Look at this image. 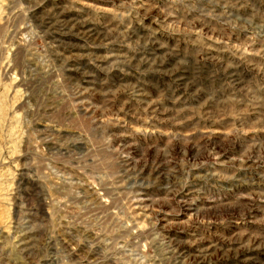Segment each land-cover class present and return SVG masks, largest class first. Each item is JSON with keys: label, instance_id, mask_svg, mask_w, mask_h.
Here are the masks:
<instances>
[{"label": "rangeland", "instance_id": "1", "mask_svg": "<svg viewBox=\"0 0 264 264\" xmlns=\"http://www.w3.org/2000/svg\"><path fill=\"white\" fill-rule=\"evenodd\" d=\"M0 264H264V0H0Z\"/></svg>", "mask_w": 264, "mask_h": 264}]
</instances>
